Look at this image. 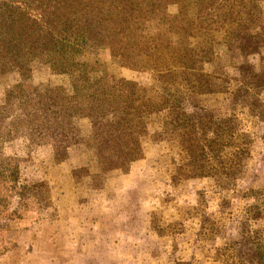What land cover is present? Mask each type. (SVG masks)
<instances>
[{"label":"trees","instance_id":"obj_1","mask_svg":"<svg viewBox=\"0 0 264 264\" xmlns=\"http://www.w3.org/2000/svg\"><path fill=\"white\" fill-rule=\"evenodd\" d=\"M111 65L155 75L161 95L116 77ZM43 68L50 78L35 80ZM263 93L264 0H0V180L8 184L0 188V232L47 192L44 182L22 177L3 152L8 143L47 150L51 167L80 160L68 166L70 178L82 174L89 191L100 192L159 136L167 176L150 198L126 204L144 221L152 201L182 204L181 181L187 188L216 176L226 191L239 179L256 135L235 111L263 120ZM161 183L171 190L160 191ZM255 188L257 201L240 213L222 199L234 210L232 223L206 211L191 255L173 264H202L200 256L264 264V184ZM172 220L155 226L173 232Z\"/></svg>","mask_w":264,"mask_h":264},{"label":"rangeland","instance_id":"obj_2","mask_svg":"<svg viewBox=\"0 0 264 264\" xmlns=\"http://www.w3.org/2000/svg\"><path fill=\"white\" fill-rule=\"evenodd\" d=\"M110 70L116 77L147 87L154 99L161 95V87L151 73L115 65ZM49 78L44 68L35 75L38 81ZM261 99L264 102V93ZM211 105L214 109L221 106H215L214 99ZM242 109L235 111L242 129L255 130L256 136L239 179L227 184L226 191L218 188L216 176L194 179L186 184L187 188L181 181L177 189L182 204L177 206L169 197L152 201L154 214L144 221L126 204L133 203L137 196L150 198L154 184L167 176V148L159 136L145 141L143 160L132 164L128 174L112 178L108 188L100 192L91 189L90 192L82 174L70 178L68 166H77L80 160L74 158L69 164L51 167L47 150L31 152V145L20 140L8 143L3 152L16 158L22 177L44 182L47 192L28 200L20 217L0 232V264H173L176 260H187L206 211L232 223L234 210L225 207L224 202L232 207L239 205L240 213L242 207L246 209L248 203L257 201L260 190L255 187L264 184V118L247 117V111ZM7 185L0 180V188ZM252 188L256 189L250 191L254 195L248 192ZM159 189L170 191L171 187L161 183ZM196 190L202 196L195 195ZM224 197L226 201H222ZM190 200L192 204L188 203ZM158 219L166 223L173 219L179 225L168 232L161 222L158 226L162 229L155 226ZM237 232H240L238 228ZM196 260L209 264L202 256Z\"/></svg>","mask_w":264,"mask_h":264}]
</instances>
